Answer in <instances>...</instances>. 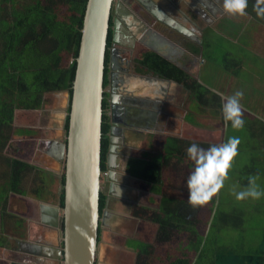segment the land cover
<instances>
[{"label": "trees", "instance_id": "trees-1", "mask_svg": "<svg viewBox=\"0 0 264 264\" xmlns=\"http://www.w3.org/2000/svg\"><path fill=\"white\" fill-rule=\"evenodd\" d=\"M87 2L88 0H0V187L2 185L4 188L0 191V235L6 230L10 231L5 226L10 224V219L15 220L18 227H23V220L14 219V215L8 211L6 200L10 190L25 193L23 181L30 170H33L27 162L8 156L15 111L18 108L40 107L44 103L46 92L61 89L72 91ZM254 3L255 0H249V11L256 15L253 11ZM259 20L264 21L260 18ZM147 57L150 59V69L162 71L164 76L172 77L192 89L202 111L208 110L209 107L222 108L220 95L203 85L198 76L191 75L158 54ZM108 59L109 57L106 58L105 86L108 82ZM107 107L108 102L104 98L103 170L106 169L109 145ZM219 111L222 115V110ZM68 125L69 122L67 127ZM193 142L205 149L213 144H220L170 137L161 158L133 159L130 164L134 175L141 177L163 194L164 202L160 210L140 209L143 217L159 224L160 228L156 244L144 247L148 257L140 256L137 264H157L159 256L154 252L155 249H160L166 243L182 244L184 240L190 242V248L193 249H182L181 246L175 260L170 261L161 255L159 261L167 264H264V242L257 251L240 256L234 253V249L225 246L224 249L219 248L216 253L214 251L213 260L203 262L206 255L203 247L211 239L209 226H214L216 219L212 218V203L209 218L206 220L202 213L209 203L193 207L187 199L186 179L193 162L188 159L186 150ZM174 158L178 159V163L184 162L183 187L174 184L176 178L172 179L174 183L170 184L165 176ZM216 198L217 196L213 197L211 202L214 203ZM62 204L64 205V195ZM104 205L105 195L101 194V210ZM16 230L13 235L18 233ZM6 237L1 239L0 246L7 244Z\"/></svg>", "mask_w": 264, "mask_h": 264}, {"label": "water", "instance_id": "water-1", "mask_svg": "<svg viewBox=\"0 0 264 264\" xmlns=\"http://www.w3.org/2000/svg\"><path fill=\"white\" fill-rule=\"evenodd\" d=\"M114 2L115 0H88L72 91L62 89L48 92L52 97L66 95V102L60 108L58 124L62 128L63 141L56 142L60 147L58 157L65 164V203L62 207L60 204L56 206L41 201L37 205L41 214L38 228L40 232L43 230L53 233L57 239L51 240L52 242L36 238L21 241L18 251L29 254H24L17 261L20 257L15 252L16 260L13 264H47L46 260L44 263L38 261L33 254L51 256L53 260L50 264L102 262L99 253L106 242L99 239V232L101 228L110 226L114 220V213L109 208V197L115 194L125 195L127 190V186L119 184L121 180L116 172L120 167L119 157L124 153L121 147L124 142L122 136L125 134L123 128L127 130V127H134L124 123L127 108L122 101L123 95L112 82L111 124L106 156L109 193L106 206L101 211L102 179L105 173L102 167V140L106 56L111 16L115 12ZM120 29L121 24L116 20L115 41L120 36ZM162 41L172 44L165 36ZM155 50L169 58L159 49ZM114 53L113 49L111 72L114 70Z\"/></svg>", "mask_w": 264, "mask_h": 264}, {"label": "rangeland", "instance_id": "rangeland-1", "mask_svg": "<svg viewBox=\"0 0 264 264\" xmlns=\"http://www.w3.org/2000/svg\"><path fill=\"white\" fill-rule=\"evenodd\" d=\"M201 53H203L202 58L207 62L199 71V81L212 91L223 94L224 97L242 90L244 97L241 105L244 108L245 120V127L241 130L233 129L230 122L226 127L223 112L221 115L219 111L222 108L209 107L208 110L202 111L198 101L193 102L187 116L192 123L200 124L186 128L184 136L187 138L212 143H223L233 136L241 140L239 155L234 160L229 179L225 181V186L220 190L216 201L214 203L210 201L207 209L202 213V217L207 220L213 204L212 218L216 220L214 226H209L211 230V239L207 242L209 245L206 243L203 247L204 255H207L203 262H208L213 260L212 254L219 248L224 249L225 246H229L240 256L257 251L264 242V197L259 200L247 198L241 201L236 199L233 192V189L236 192L245 190L251 175L258 177L257 184L264 189V21L259 20L258 17L254 18L250 13L244 17L228 16L215 27L210 40L206 39ZM235 63L238 65L235 66ZM188 104L189 100L186 99L184 106L180 108H187ZM20 116L16 126L28 125L32 121V117L28 114ZM23 131L25 130H20L22 133ZM168 140L169 136L153 135L149 140L152 146L144 141L138 145L139 148L138 150L136 148L137 152L134 153L140 155L142 152L151 151L154 154L146 152L145 157L159 159L162 157L160 152H163L161 150ZM156 151L158 154L155 153ZM126 159V156L121 158L124 163ZM171 165L170 170L165 172L167 181L171 184L174 183L172 179L176 178L174 184L183 187L184 162L177 163L173 159ZM3 189L1 185L0 191L2 192ZM212 218L210 223L213 222ZM35 225L32 226L33 231ZM5 226L7 229L12 227L9 223ZM32 228L26 226L27 231ZM105 231H108L107 228H104L106 238L108 233L106 234ZM14 232L9 230L1 232L0 241L7 236L5 239L7 244L0 246V264H6L10 257L9 251L18 246L17 235H12Z\"/></svg>", "mask_w": 264, "mask_h": 264}, {"label": "flooded vegetation", "instance_id": "flooded-vegetation-1", "mask_svg": "<svg viewBox=\"0 0 264 264\" xmlns=\"http://www.w3.org/2000/svg\"><path fill=\"white\" fill-rule=\"evenodd\" d=\"M114 3L115 12L111 16L106 56L109 57L108 82L105 86L109 125L110 92L114 82L119 93L124 96L122 101L127 108L124 123L143 129L135 131L123 128L125 134L122 137L125 144L149 142L154 135L152 129L166 132L169 137L174 134L184 137L185 133L176 122L184 116L185 109L180 107L184 106L186 99L191 101V104L198 99L192 89H181L185 87L181 82L164 76L162 71L150 69V59L147 56L158 54L191 75L199 76L201 67L207 62L202 58L201 48L206 39L210 40L212 31L220 21L229 16L224 12L223 0H115ZM246 11L249 15V6ZM250 15L256 18V15ZM116 20L121 24L117 41L114 39ZM163 36L172 44L163 42ZM113 49L114 70L111 72ZM155 49H159L169 58ZM103 171L105 173L102 179V194L105 195V205L102 210L106 206L109 193L107 169ZM103 238L104 229L101 228L99 239ZM21 241L23 240H18V246L9 251L10 257L6 264L14 263L16 255L13 250L19 249ZM109 259L113 264H127V256L123 254H116L113 259Z\"/></svg>", "mask_w": 264, "mask_h": 264}, {"label": "crops", "instance_id": "crops-1", "mask_svg": "<svg viewBox=\"0 0 264 264\" xmlns=\"http://www.w3.org/2000/svg\"><path fill=\"white\" fill-rule=\"evenodd\" d=\"M178 85L181 87L179 83ZM183 85L185 87H181V89L184 90L187 86L185 84ZM44 99V103L40 107L18 108L15 111L14 130L11 139V149L10 152H8V156L23 160L33 168L23 181L25 193L21 194L10 190L6 200L7 209L14 215V219L21 218L23 220V227L21 228L16 225L15 220L10 219L9 221L11 226L17 228V230L14 227L10 228V232L15 230L18 231V233H16L17 236L14 235L17 238L16 242H18V240L30 241L35 238L42 241L52 242L57 239V237H54L55 235H53V233L50 234L49 231L44 232L43 230L40 232L39 228L36 227L35 224L39 225L41 223V214L38 212L37 205L41 201H44L56 206L60 204L64 207L62 204L63 195L65 203V164L58 157L60 154V147L56 142L61 143L63 141L62 128L58 124L60 123L61 117L60 108H62V105L66 102V95L62 94L58 97H52L46 92ZM191 106L192 104H190L189 101L187 108H183L185 109L184 116L180 120H176L177 126L180 127V130H183L184 133L186 128L189 129L194 126H200L187 119ZM22 114L30 115L32 121L29 122L28 125L16 126V122L20 121V115ZM134 127L135 128L127 127V130H143L139 127ZM20 130H25L23 131L24 134L20 132ZM152 132L154 135L167 136L166 132L163 131L159 132L152 129ZM170 137H185L186 139L191 140L186 136L183 137L177 134ZM147 143L152 146L150 141ZM141 144L142 142H129V144L123 142L121 145L125 153H122L119 157L120 167L116 172L121 180L119 184L127 186V190L125 195L115 194L109 197V208L114 213V220L111 225L107 227L108 231H105V233L108 234L106 238L104 235L103 240L106 243L102 246V250L99 254L102 259L101 264H113L112 260L109 258L112 257L113 259L116 254H118V256L121 254L126 255L127 264H137L140 256L145 255L148 257V253L144 247L149 244H156L160 226L159 224L143 217L140 209L147 208L160 210L164 203L163 194L160 191L155 190L153 185L147 183L141 177L134 175L130 168V164L134 161L133 159L146 158L144 153L148 151L140 152V155L134 153L137 152L136 150L139 148L138 145ZM165 145L161 150L163 152L160 153H164ZM148 153L152 152L150 151ZM156 154H158V151H156ZM124 156L127 157L125 163L121 160ZM174 159L178 163V159ZM28 225L31 228L35 225L34 231L33 228L32 230L29 229L27 231L26 226ZM27 234L32 235L27 237ZM181 246L182 249H193L190 248L191 243L185 242L184 240L182 241V244L180 242L177 244L171 243V245L166 243L161 246L160 249H155L154 252H156L159 258L163 255L171 261L175 260L179 255V251H174L179 250ZM13 251L14 254L15 252L19 254L20 258H18L17 261L22 259L21 257H23L24 254H29L18 250ZM192 252L195 256L194 250ZM33 256L39 259L38 261L42 263L46 260V263L50 264L49 262L53 260L49 255L43 256L33 254ZM159 258L157 264H167V262L159 261ZM13 260H16V258Z\"/></svg>", "mask_w": 264, "mask_h": 264}, {"label": "clouds", "instance_id": "clouds-1", "mask_svg": "<svg viewBox=\"0 0 264 264\" xmlns=\"http://www.w3.org/2000/svg\"><path fill=\"white\" fill-rule=\"evenodd\" d=\"M248 6L249 0H223L224 12L230 17L247 16ZM253 11L258 18L264 19V0H255ZM216 95L221 97L225 126L227 127L230 122L233 129H243L245 120L241 100L244 92L237 90L227 97L219 92ZM240 143V138L233 136L223 143L213 144L206 149L196 142L187 148V157L193 162L186 179L189 204L193 207L204 206L219 194L225 186V181L229 179L235 158L239 155ZM257 178L255 175L249 176L248 186L243 191L236 192L233 189L237 200L242 201L247 198L259 200L264 197V189L257 184Z\"/></svg>", "mask_w": 264, "mask_h": 264}]
</instances>
